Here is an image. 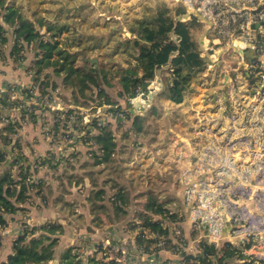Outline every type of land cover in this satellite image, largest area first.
<instances>
[{
    "label": "rangeland",
    "instance_id": "374dc122",
    "mask_svg": "<svg viewBox=\"0 0 264 264\" xmlns=\"http://www.w3.org/2000/svg\"><path fill=\"white\" fill-rule=\"evenodd\" d=\"M1 1L0 7L18 8L33 23L38 40L58 42L71 53L80 49L74 37L101 39L82 41L81 47L99 43L97 47L104 45L105 49L81 53L75 65L79 70L95 68L97 77L104 69L110 86L100 82L102 95L94 86L81 94L71 83H63L64 73L57 76L48 66L38 70L36 63L45 50L34 42H17L15 27L2 25L7 42L0 44V62L8 59L12 67H27L31 81L18 86L16 102L0 100V147L6 153L0 161V176L13 177L11 188L16 192L11 202L17 209L8 217L10 214L0 211L5 219L4 224L0 221V230L9 225L16 230L7 242L0 241V264L17 245L40 237L48 239L45 245L56 240L53 251L57 260L71 248L82 264L93 259L118 264H192L185 256H202L209 243L204 227H197L193 219L197 205L181 199L183 186L178 179L182 167L174 161L168 144L184 128L187 102L205 72L204 63L184 92L183 107L167 98L170 73L158 77L148 105L147 86L155 79L131 96L119 84V74L137 56L128 43L135 38L129 31L132 23L158 16L177 18L179 7L171 0ZM104 51L111 57L106 58ZM86 56L88 65L83 62ZM140 93L147 97H137ZM135 116L139 117V131L132 126ZM99 128H108L115 144L110 159L102 163H97L101 150L92 139ZM5 135L10 139L7 144ZM157 206L161 207L158 214ZM146 220L160 223L166 234L152 233ZM51 225H61L62 232L48 235L43 228ZM188 248L191 252L186 253ZM234 251L225 262L240 264L239 260L246 259ZM205 257L217 264V256Z\"/></svg>",
    "mask_w": 264,
    "mask_h": 264
},
{
    "label": "built area",
    "instance_id": "2783aa9c",
    "mask_svg": "<svg viewBox=\"0 0 264 264\" xmlns=\"http://www.w3.org/2000/svg\"><path fill=\"white\" fill-rule=\"evenodd\" d=\"M171 1L182 11L177 20L196 22L205 66L184 128L168 144L182 167L181 199L197 205L193 219L208 246L264 264V0ZM4 13L1 6V24ZM157 84H147L149 94ZM18 93L0 87V100L16 102Z\"/></svg>",
    "mask_w": 264,
    "mask_h": 264
},
{
    "label": "trees",
    "instance_id": "16d2710c",
    "mask_svg": "<svg viewBox=\"0 0 264 264\" xmlns=\"http://www.w3.org/2000/svg\"><path fill=\"white\" fill-rule=\"evenodd\" d=\"M0 4L3 1L0 0ZM178 15H180V10ZM178 18V17H177ZM177 18H170L166 16H158L153 21L148 19L135 20L129 27L130 33L135 38L129 41V45L133 50L137 51V56L133 59L134 63L128 65L125 70L119 74V84L126 95H134L137 88L153 81L155 72L162 67L170 66L172 71L171 78L167 83V98L176 104L183 101L184 92L188 89L190 83L196 78L200 70L202 60L197 52V45L193 40L191 34L192 30L196 27L194 20L190 22H180ZM2 24L14 26L15 40H20L26 43H36L38 48L45 50V55L42 59L37 61L38 70L48 66L54 68V74L59 76L65 74L63 83H71L73 87L81 94H84L86 89L94 86L97 89L98 95H102L104 90L102 85L107 84L110 86L106 71L101 69L99 77L94 74V71H89L84 66L82 69L75 65L76 59L80 54H86L87 51L104 50L103 46L97 47L99 43L90 46L89 48L81 47L82 41H97L101 39H94V37L84 38L82 41L79 37H74V42L77 43L76 48L78 52L71 53L65 48L59 46L58 42L51 43L49 41L38 40L39 35L35 31L33 23L20 12L18 8L13 6H5V13L2 15ZM0 23V44L7 42L4 27ZM112 36V35H111ZM103 44H106L102 41ZM82 44V43H81ZM77 50V49H76ZM100 50V51H102ZM55 52V53H54ZM80 52V53H79ZM90 53V52H89ZM105 57L109 58L108 52H105ZM88 60V61H87ZM90 59L87 56L83 58L85 64H90ZM42 64V65H41ZM95 67V65H93ZM102 85H101V83ZM68 85V84H67ZM85 96V95H83ZM6 105V103H1ZM107 104H111L107 100ZM2 105V106H3ZM127 116L131 114L127 112ZM139 120L138 116L133 117L132 126L137 131L140 127L137 126ZM96 124V123H94ZM95 144L101 150V157L97 159V163L106 162L110 159L111 154L115 148L114 137L111 131L107 128H99L98 133L92 137ZM6 135L3 138L5 144L9 143ZM3 143V144H4ZM5 151L0 147V161H4ZM15 184L13 177L10 174L0 176V211L5 214H13L16 212L11 198L15 196V189L11 188ZM21 199H19L20 201ZM161 212V207L157 206L155 213ZM4 218L0 214V221L4 224ZM152 233L157 236L166 234V229L158 222L146 220V225ZM48 234L52 235L56 231L61 233V225H51L50 227L43 228ZM48 240L46 237L32 238L27 244L17 245L14 248L13 254L9 255L6 261L1 264H82L76 255L72 254L71 248L63 252L60 259L54 257L53 247L56 240L53 239L51 243L45 245L44 242ZM153 243V240L147 241ZM137 245L141 246V241H137ZM234 250L222 249L217 250L212 246L204 248L202 256H193L187 254L185 261H192V264H212V261L205 256H217V264H229L225 262L228 256H231ZM235 252V251H234ZM203 257V258H202ZM90 264H118L116 261L104 260H91Z\"/></svg>",
    "mask_w": 264,
    "mask_h": 264
},
{
    "label": "crops",
    "instance_id": "0c3cea01",
    "mask_svg": "<svg viewBox=\"0 0 264 264\" xmlns=\"http://www.w3.org/2000/svg\"><path fill=\"white\" fill-rule=\"evenodd\" d=\"M2 25H4V24H2ZM197 31L198 30H196L194 28L192 30L191 34L193 36L194 42L196 43V45L198 47L200 45L201 41L199 39V33ZM36 56H34V60L36 59ZM168 67L169 66L162 67L155 72V78L154 79L157 81V83L159 82V79H158L159 76L161 78L163 76V74L165 76H167L169 74V68ZM25 69H27V67H25L23 65L12 67V65L8 62V59H6V63L2 64V62H0V87L2 88V87H5L6 85H15L17 87L18 86L20 87V86L25 85L29 81H31L29 79V76H27L28 71H25ZM35 72H36V69L33 71V73H35ZM190 88H192V87H190ZM183 106H184V100L181 103L177 104V107H183ZM12 139H14V138H12ZM14 215L15 214L13 213V214L7 215V217L8 216H14ZM7 221H8V219H7ZM28 221H30V219H28ZM11 232L15 233L16 230H13L10 225L7 226V228L5 230H0V241L3 239L7 242V240L10 239V233ZM17 232H18V230H17Z\"/></svg>",
    "mask_w": 264,
    "mask_h": 264
},
{
    "label": "water",
    "instance_id": "95a60500",
    "mask_svg": "<svg viewBox=\"0 0 264 264\" xmlns=\"http://www.w3.org/2000/svg\"><path fill=\"white\" fill-rule=\"evenodd\" d=\"M92 63H96V61H95V60H92ZM153 98H154L153 95L150 93V94H149V99H151V100H146V101H145V104L148 105V104L153 100ZM134 105H135V104H134ZM130 112H131V114H133V113H135V110L131 109Z\"/></svg>",
    "mask_w": 264,
    "mask_h": 264
},
{
    "label": "bare ground",
    "instance_id": "6f19581e",
    "mask_svg": "<svg viewBox=\"0 0 264 264\" xmlns=\"http://www.w3.org/2000/svg\"><path fill=\"white\" fill-rule=\"evenodd\" d=\"M153 97H154V96H153ZM133 100H137V97H135ZM141 102H143L142 99H141L140 103H141Z\"/></svg>",
    "mask_w": 264,
    "mask_h": 264
}]
</instances>
